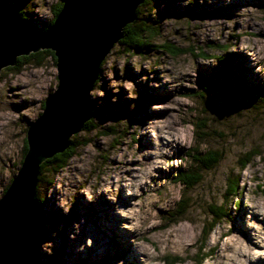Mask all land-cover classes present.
<instances>
[{"label":"rangeland","instance_id":"1","mask_svg":"<svg viewBox=\"0 0 264 264\" xmlns=\"http://www.w3.org/2000/svg\"><path fill=\"white\" fill-rule=\"evenodd\" d=\"M58 1L32 0L22 11L42 28ZM140 16L155 26L150 46L113 45L90 91L98 126L71 137L75 154L36 189L47 220L41 264H167L166 255L179 257L172 264H264L243 251H264V0H149ZM162 43L185 51L174 55ZM56 83L50 57L0 71V197ZM201 118L202 139L193 127ZM193 146L222 157L185 189L174 172L188 166ZM246 152L260 155L240 168ZM227 177L237 184L225 195ZM182 196L187 211L167 223ZM213 204L226 215L203 240Z\"/></svg>","mask_w":264,"mask_h":264},{"label":"water","instance_id":"2","mask_svg":"<svg viewBox=\"0 0 264 264\" xmlns=\"http://www.w3.org/2000/svg\"><path fill=\"white\" fill-rule=\"evenodd\" d=\"M143 1L63 0L45 29L21 17L16 5L0 11V71L18 56L49 49L57 79L27 126L20 167L0 197V264H41L40 164L65 150L92 116L90 91L101 64Z\"/></svg>","mask_w":264,"mask_h":264},{"label":"trees","instance_id":"3","mask_svg":"<svg viewBox=\"0 0 264 264\" xmlns=\"http://www.w3.org/2000/svg\"><path fill=\"white\" fill-rule=\"evenodd\" d=\"M11 4L7 5L3 2V4H0V11L6 10L9 6L16 5L18 7V12L21 17L28 19L26 14L22 11V8L25 7L29 2L32 0H10ZM63 0H59L54 6H53V17L52 19L42 26V29H45L48 24L54 19L55 15L57 14L58 10L61 7ZM154 0H151L153 2ZM146 4H149V0H144L143 3H141L136 8V17L133 22L128 23L124 26L122 32L123 36L119 39V44L122 45L127 51L133 52L140 50L142 48H148L150 46V36L152 33L155 32V26L150 22L149 18H142L141 15V7L145 6ZM31 20V19H28ZM32 21V20H31ZM157 45V44H156ZM159 47L164 48L165 50L169 51L170 53H173L174 55H178L180 53H183L185 51L184 48H178L175 47L172 44L169 43H162L158 44ZM50 57L55 62V57L53 55V52L49 49H43L38 50L36 52H31L27 55L18 56L16 59V63L13 66H8L5 69L6 70H19L23 65L27 63H33V64H40L45 58ZM221 61L223 62V69L222 72L225 76H228V69L229 66L227 65L228 57L223 56ZM104 62V61H103ZM102 62V63H103ZM102 65V64H101ZM99 78V76H98ZM98 78L96 79L95 83L98 82ZM41 106H43V102L41 103ZM94 108L92 111V115L94 114ZM124 116H121L120 118H123ZM118 121H120L118 119ZM98 126V124L94 121V118L91 116L84 124L83 130L91 131L92 129H95ZM111 127L110 125L107 126V128ZM194 133L197 138H203L208 134V126L207 122L204 118L197 119L194 124ZM110 134H114L116 129L110 128ZM74 137V136H73ZM79 145V142L75 141L74 138L70 139L69 146L63 150L62 152H58L54 156L45 159L41 164L39 168V174L37 178V186L35 188L36 191V197L39 204V211L41 213V226L45 224L47 221L46 218H44V214L42 213L41 209L43 207V202L40 200V197L37 193V188L40 185L44 184V182L48 181V178L52 175H55L60 168H63L66 166L68 160L71 158L72 155L75 154V149ZM26 151V141L24 139V148H23V154ZM244 160L240 164V168H243L254 156L260 155V152H246ZM189 156L188 160V166L182 169H177V171L174 172V180L176 182H179L183 185L185 189H190L194 185H196L198 182L202 180V173L204 170H208L213 168L218 160L222 157L221 150H205V151H199L197 147L193 146L191 150L187 153ZM46 174V177L44 176ZM46 178V180H45ZM51 180L48 181L50 183ZM237 184L236 178H228L227 177V191L225 192V195L231 193V191L234 190L235 186ZM189 207V198L188 196H182L177 201L175 207L168 211V218L167 223H171L173 221H176L182 216V214H185ZM208 211L211 214L212 219L210 220L209 227L207 228L203 240L206 239L209 231L211 230V227L214 223L218 221V219L225 216V212L223 211L222 206H216V205H209ZM45 232L42 231L40 228V241H42L45 237ZM170 257V258H169ZM167 264H172L175 261L179 260V257L177 255L172 256H164L163 258ZM203 258H201L202 260ZM200 260V262H201Z\"/></svg>","mask_w":264,"mask_h":264},{"label":"clouds","instance_id":"4","mask_svg":"<svg viewBox=\"0 0 264 264\" xmlns=\"http://www.w3.org/2000/svg\"><path fill=\"white\" fill-rule=\"evenodd\" d=\"M93 199V197L91 195H88V201H91ZM69 210L68 207L63 208V212L67 213ZM262 211H264V209H262ZM121 215L127 216L130 215V213L128 212H121ZM69 238H71V234H69ZM82 247H77V250H82ZM244 252H246L248 254V259L255 261L257 257H261L264 258V251H260V252H256V251H252V252H248L247 249H243ZM46 253H50L51 252V248L49 247L48 249H45ZM236 264H247L246 260H237Z\"/></svg>","mask_w":264,"mask_h":264},{"label":"bare ground","instance_id":"5","mask_svg":"<svg viewBox=\"0 0 264 264\" xmlns=\"http://www.w3.org/2000/svg\"><path fill=\"white\" fill-rule=\"evenodd\" d=\"M239 240H241V239H239ZM246 249H247V247H246ZM241 251V250H240ZM242 252V251H241ZM243 253V252H242ZM243 254H245V253H243Z\"/></svg>","mask_w":264,"mask_h":264}]
</instances>
